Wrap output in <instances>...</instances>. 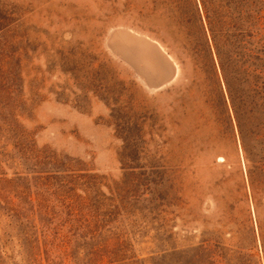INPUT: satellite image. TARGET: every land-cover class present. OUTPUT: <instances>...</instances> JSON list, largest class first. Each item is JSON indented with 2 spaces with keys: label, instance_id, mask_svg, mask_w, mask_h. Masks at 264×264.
Segmentation results:
<instances>
[{
  "label": "rangeland",
  "instance_id": "374dc122",
  "mask_svg": "<svg viewBox=\"0 0 264 264\" xmlns=\"http://www.w3.org/2000/svg\"><path fill=\"white\" fill-rule=\"evenodd\" d=\"M203 2L0 0V264H264V0L242 72Z\"/></svg>",
  "mask_w": 264,
  "mask_h": 264
},
{
  "label": "trees",
  "instance_id": "16d2710c",
  "mask_svg": "<svg viewBox=\"0 0 264 264\" xmlns=\"http://www.w3.org/2000/svg\"><path fill=\"white\" fill-rule=\"evenodd\" d=\"M203 3L205 9L208 5L210 6L209 9L207 7V19L220 58L222 51L227 57L226 66L229 71L242 72L250 65L254 67L255 63L252 60L259 58L254 57V52L248 48V40L252 36L250 30L245 28V23L253 19L249 6L250 0H204ZM214 4L216 8L211 10ZM221 43L225 45L223 50H220ZM221 63L224 68V62Z\"/></svg>",
  "mask_w": 264,
  "mask_h": 264
}]
</instances>
